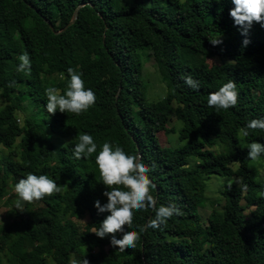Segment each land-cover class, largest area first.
Listing matches in <instances>:
<instances>
[{"label":"trees","instance_id":"16d2710c","mask_svg":"<svg viewBox=\"0 0 264 264\" xmlns=\"http://www.w3.org/2000/svg\"><path fill=\"white\" fill-rule=\"evenodd\" d=\"M232 8V0H0V197L28 173L63 186L14 207L0 225V264H264V153L247 158L250 143L264 144V131H240L264 118V27L254 22L242 35ZM46 20L67 28L55 34ZM25 53L31 69L17 71ZM208 57L219 61L209 65ZM151 59L167 86L154 101L144 80ZM69 67L82 73L96 101L79 115L49 114L45 89L64 94ZM229 80L236 106L209 107V93ZM174 118L176 144L161 135L176 133ZM81 133L93 137L97 153L76 159ZM105 142L141 154L156 206L175 204L182 213L153 229V209L134 211L124 227L140 239L124 251L110 235L93 233L110 214L94 206L107 203L95 164ZM214 175L226 181L210 199ZM10 196L6 203L18 200ZM85 215L88 222L79 223Z\"/></svg>","mask_w":264,"mask_h":264},{"label":"clouds","instance_id":"9594fccd","mask_svg":"<svg viewBox=\"0 0 264 264\" xmlns=\"http://www.w3.org/2000/svg\"><path fill=\"white\" fill-rule=\"evenodd\" d=\"M219 2V0H217ZM234 8L230 9L229 15L234 24L239 26L241 34L247 36L253 23H259L264 27V0H232ZM214 46L221 41L219 37L210 41ZM249 41L245 40L246 46ZM20 63L17 71H30L31 61L27 53L18 57ZM68 83L64 94L55 87L45 89L47 97L46 110L49 114H55L57 110L61 113H74L76 115L88 110L96 101L95 93L89 88L85 89L82 73L73 68L67 69ZM185 83L193 89H198L199 84L191 76L184 78ZM238 101L236 83L229 80L224 83L218 91L210 92L207 99L209 107L227 110L235 107ZM264 131V118L252 119L240 131L244 137L249 136V130ZM97 153V144L88 133H81L78 142L73 147V156L76 159L91 157ZM264 153V144L252 142L248 145L247 158L255 161ZM95 164L99 170L100 181L105 185L106 191L103 195L107 197V203L101 205L99 200L95 201L98 213L108 212L109 215L102 221L99 228L93 233L99 238L111 236L110 244L118 247L121 251L135 248L140 239L137 231H125V225L131 227L134 211L154 210V218L148 222V227L153 229L182 213L175 204L168 206H156V200L151 194V180L147 173L149 168L142 162H138L136 155L127 154L119 145L113 147L105 142L98 154L95 155ZM63 190L62 185L50 179L47 175H36L28 173L26 177L19 179L14 185V192L18 200L15 207L21 209L24 202L31 203L52 196ZM144 229L142 228L141 231ZM122 233V238L117 239L116 234ZM82 264H88L87 259Z\"/></svg>","mask_w":264,"mask_h":264},{"label":"rangeland","instance_id":"374dc122","mask_svg":"<svg viewBox=\"0 0 264 264\" xmlns=\"http://www.w3.org/2000/svg\"><path fill=\"white\" fill-rule=\"evenodd\" d=\"M144 56L148 59L147 55H144ZM145 57H144V59H145ZM146 60H144V63L146 62ZM206 61L208 62L209 65H212L219 60L215 59L213 57H208L206 59ZM144 80L147 83L146 93L148 95L149 100H151V101L158 100L160 97L163 96L164 93H166L167 86H166L165 82H163L162 77L159 74V72H157V67L155 65V62L152 59L145 63ZM0 105H1V102H0ZM178 124H179V122L175 118H174L173 122L170 124V127L174 126L176 128V133H166L165 131H162L161 135L164 138V140H166V141L170 140L172 144L177 143V137H178L177 131L179 129ZM236 167H237V165L234 166V168H236ZM225 181L226 180L224 178H222L220 176H216V175L212 176L207 181L208 189H209L207 191V194L209 195L208 197L210 199H211V197H210L209 191L212 188H213V190H215V188L222 186L223 182H225ZM4 183H5L4 180H0V190L3 187ZM7 187H8L7 189L9 190L10 184L7 185ZM9 193L15 194L14 188ZM9 193L0 197V225H2V226H6L11 221L13 209L15 207V205H14L16 202L15 198L14 199L12 198L13 199L12 202L6 203L7 199L9 197H11ZM211 210H212L211 205H209V206L207 205L206 208L201 209V214H202L204 219H206V217L211 212ZM88 220H89L88 215H85V216L79 218L78 222L84 224V223L88 222Z\"/></svg>","mask_w":264,"mask_h":264},{"label":"water","instance_id":"95a60500","mask_svg":"<svg viewBox=\"0 0 264 264\" xmlns=\"http://www.w3.org/2000/svg\"><path fill=\"white\" fill-rule=\"evenodd\" d=\"M86 4L87 3H81V4L78 5V7L75 10V13H74V16H73V19H72L70 25L73 24L75 22V20L78 18L80 8L85 6ZM46 21L50 24V27L54 31L55 34H59V33L63 32L67 28L66 27V28H63L61 30H56L54 25L49 20H46ZM140 161H141V154H139V157H138V162H140Z\"/></svg>","mask_w":264,"mask_h":264}]
</instances>
